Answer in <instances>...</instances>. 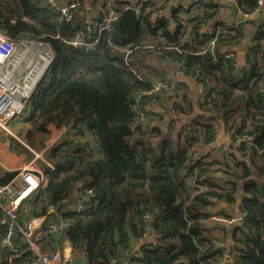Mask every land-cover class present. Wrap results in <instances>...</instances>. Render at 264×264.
<instances>
[{"label":"trees","instance_id":"obj_1","mask_svg":"<svg viewBox=\"0 0 264 264\" xmlns=\"http://www.w3.org/2000/svg\"><path fill=\"white\" fill-rule=\"evenodd\" d=\"M166 1L143 2L137 29L121 35L118 28L112 34L100 31L99 23L110 10L125 9L128 0H92L104 13L87 20L81 11L69 21L43 0H0V30L10 38L27 35L45 41L53 53L30 97L27 143L39 149L34 134L43 147L49 124L68 126L59 143L44 150L49 165L39 167L46 180L41 213L69 199L77 186L91 189L85 210L61 212L58 218L71 222L65 234L73 257L82 256L80 264H264V185L251 179L253 173H263L257 155L264 165V93L259 90L264 87V13L257 19L259 29L243 69L233 50L245 36L243 22L229 27L214 21L217 33L203 32L216 0H206V5L196 1L200 10L190 18L181 17L184 10L179 8L170 20L153 21ZM232 1L251 14L261 0ZM86 24L85 45L74 46L71 41ZM152 37L155 44L147 40ZM113 45L125 51H115ZM153 48L201 83L204 93L197 105L184 91H152L135 61ZM141 92L153 103L156 96L166 97L161 107L168 113L151 125L157 120L153 110L140 116L133 108ZM171 109L179 113L178 123ZM147 114H152L149 128ZM220 122L230 134V146L242 139L239 155L230 149L232 170L222 152L223 162H205L194 152L213 140ZM246 140L250 143L245 147ZM215 171L231 175L234 183L211 177ZM239 181L242 219L228 227L224 223V236L216 238L205 225V209L217 200L234 202ZM146 236L147 243L134 246ZM228 236L234 245L219 246ZM33 258L27 251L1 264H30Z\"/></svg>","mask_w":264,"mask_h":264},{"label":"built area","instance_id":"obj_2","mask_svg":"<svg viewBox=\"0 0 264 264\" xmlns=\"http://www.w3.org/2000/svg\"><path fill=\"white\" fill-rule=\"evenodd\" d=\"M43 1L54 8L59 16L66 21L71 20L74 15H77L86 8L78 0ZM146 1L142 0V2ZM197 2L199 5H206L207 3L206 0H197ZM165 7L167 6L164 5L163 8ZM157 11L164 14L162 9ZM120 15L121 11L110 10L99 23V30L106 31L109 34L114 33ZM162 18L170 20V16L165 14ZM91 23L96 24V21ZM88 31H90V24H86L77 33L71 43L74 46L85 45L84 32ZM209 32L217 33V28L211 27ZM213 42L214 39L210 41V44ZM113 50L118 52L125 51L122 47L116 45H113ZM126 53L128 52L126 51ZM229 56H233V54L230 53ZM52 61L53 53L47 42L33 39L27 35L10 38L0 30V133H6L10 139L24 146H27L25 142L18 134L12 132L9 126L12 121L22 117L26 112L27 107L30 105L32 93ZM152 85V91L154 92L159 90L175 92L177 90L176 82L166 77L158 78V81L153 82ZM259 90L261 93H264V87ZM145 94L146 92L139 93L135 98L133 106L135 113L140 116L144 115V111L152 108L153 102L144 97ZM64 132L65 130L63 129V134H65ZM228 143H223L217 151L222 152L225 158L230 159L229 147L231 138ZM211 144H213L212 141L203 147H209ZM27 147L31 149L29 146ZM44 181L45 177L41 170L33 166L32 163H27L18 169V173L11 180L5 184H0V208L3 210V214L0 216L2 243L6 245L5 249L9 260L30 251L34 255L30 264H70L71 258L65 256L61 250L45 251L42 249L43 244L48 238L57 233H65L71 227L69 220H47L46 218L45 220L42 215H37L25 222H19L18 213L22 201L35 195L39 197L43 193ZM91 196V189H83L77 186L76 191L70 197L73 199L70 210L74 212L85 210L86 203ZM41 200H44V193ZM47 211L55 212V206L49 205ZM149 217L150 214L145 212L144 219H148ZM241 219L242 216L232 217L231 219H226L227 221L224 219L225 221L223 222H240ZM16 233H19L23 239L21 246L14 243ZM142 240V237L138 238L134 246H141ZM139 242L140 245L138 244ZM226 252L227 250L223 249V253L226 254ZM135 255L139 256L140 252L138 251Z\"/></svg>","mask_w":264,"mask_h":264},{"label":"crops","instance_id":"obj_3","mask_svg":"<svg viewBox=\"0 0 264 264\" xmlns=\"http://www.w3.org/2000/svg\"><path fill=\"white\" fill-rule=\"evenodd\" d=\"M64 1H69V0H64ZM86 3V8L83 9L82 13H85V18L87 20H90L92 18H97L100 16V13L103 12V7L99 4H93L92 0H83ZM197 0H167L164 5L167 7L162 8V11H164L165 15L170 16L171 12L176 9L178 10L179 8H182L184 12H180L181 17L185 18H190L192 17L193 14H197L200 8L197 7L196 5ZM195 2V4H194ZM217 2V8L214 11L213 17L211 20H209L206 25L202 28L203 32H207L210 30L212 27V24L215 23L214 21H218L224 25H227L229 27H233L234 25L238 24L239 22L244 23V32L245 36L243 40L237 44L236 46L233 47L234 53H235V60L237 62V65L241 68H246V64L244 62L245 58V53L249 47L252 46L251 41H253V38L259 29V23L257 22V19L263 15L264 13V0H262L259 3L258 8L251 14H244L241 11H239L232 0H216ZM89 5V6H88ZM92 5V6H91ZM129 5V2H128ZM127 5V6H128ZM143 2L142 0L139 1L138 5L136 6V9L140 13L141 8H142ZM92 8H91V7ZM164 7V6H163ZM188 11V12H187ZM104 13V12H103ZM162 12L155 11L152 20H156L158 17L162 18L164 15ZM149 42H153V44L156 43L157 38L152 37L148 38ZM249 46V47H248ZM154 49V48H153ZM148 50L145 54H140L138 57V60L136 62V66L138 68V71L142 73L144 78L150 82L151 84L153 82H157L158 78L160 77H166L169 79H172L174 82L177 84V90L175 92H180L184 91L188 95V99L192 101L193 105H197V102L202 98L203 93H204V88L195 79L194 76L187 75L186 73L182 72L181 69L179 68L178 64L175 62H172L170 60L164 59L160 57L157 54V50ZM243 66V67H242ZM243 68V69H244ZM166 94H173L174 92L163 91ZM160 95V94H159ZM162 100L160 96L154 97V103L152 104V108L150 110L154 111V114H157V120H151L152 119V114H147L146 119H145V126L149 128V122L151 120V124L155 123L156 121H159L162 117H164L165 113H168L167 111L165 112V109L161 107V103H164V99L166 98L164 94H162ZM175 95V93L173 94ZM181 102V99H179ZM184 102V101H183ZM185 106V105H184ZM197 110V109H196ZM171 112H173L174 118H177V123H178V118H179V113H175L172 109ZM181 115V114H180ZM154 117V116H153ZM18 121H15L12 126L17 127ZM21 124V122H20ZM165 124V122H164ZM2 136V137H1ZM23 136V135H22ZM230 139V134L226 130V127L222 122L218 124V126L215 129V135L212 140V143L209 147H203V146H197L195 147V155H197L199 158L204 160L205 162H211L212 160H221L222 162L225 160L223 156L221 155L220 151H217L219 147L225 143L227 144ZM242 139L237 140L236 142H233L230 146L231 153L236 156L237 154L239 155V150L238 147L240 146L239 144L241 143ZM245 142V147L249 145V140L244 141ZM229 144V143H228ZM29 149L27 146H24L12 139L7 135L4 136L0 133V176L4 175L6 172L11 171V170H16L19 168H22L24 165L27 163H32L33 166L39 169L38 166L34 164V159L35 158H29L27 151ZM32 151V150H31ZM247 151V148H246ZM243 153V152H242ZM35 156L39 158H45L44 152H35ZM43 154V156H42ZM242 157V156H241ZM46 160V159H45ZM228 162V168L232 170V161L230 159H226ZM255 160L259 163V166L263 169V173L259 174L258 171L252 174L253 180H257V183L260 185H264V165L260 163V156L257 155L255 157ZM49 165V163L47 162ZM216 167V165L214 166ZM221 172V171H219ZM221 177L218 176V171L213 172L211 177L216 178L218 180H221L222 182L226 183H234V180L232 179V176L226 173L221 172ZM45 182L43 183V189L45 187ZM43 192V191H42ZM42 196L43 193L39 195V197L31 196L27 199H24L20 205L19 208V222H25L27 220L32 219L33 217L37 215H42L43 218L47 220H58L59 215L61 212H66L71 209L72 207V198L64 200L60 206H59V211H56L54 213L45 211L44 213H41V208H42ZM243 192H242V184L240 181L237 183L236 186V191H235V201L234 202H226V201H221L217 200L213 202V204L205 209V225L209 230V233L216 237V238H222L224 236V230H223V225L226 219H231L232 217H239L243 216V214L240 211V202L243 197ZM45 219V220H46ZM225 219V220H224ZM226 220V221H227ZM239 222V221H237ZM235 221V223H237ZM226 225V224H225ZM230 225L227 224L226 226L228 227ZM228 235V233H227ZM150 237L146 236L142 241L141 244H145L148 242ZM14 243L18 246H21L23 244V239L20 236L19 233H16V236L14 238ZM136 244V242H135ZM140 245V242L138 243ZM219 246H226V247H231L233 246V240L231 236H228L227 239L224 241V243H219ZM6 245L2 243V238L0 234V264L4 260V258L7 257V252L5 249ZM136 247V246H135ZM43 250L45 251H52V250H61L65 256L71 258L70 264H73L75 260H79L82 256H79L77 258L73 257L72 253V246L70 242L68 241L66 234L65 233H57L53 235L52 237L48 238L45 243L43 244ZM77 255H80L77 253ZM225 255V260L229 261L230 260V254H228V251L226 252ZM122 262L126 263V258H121ZM126 260V261H125ZM84 260L80 259V262ZM114 261H112L113 263ZM111 263V264H112Z\"/></svg>","mask_w":264,"mask_h":264},{"label":"rangeland","instance_id":"obj_4","mask_svg":"<svg viewBox=\"0 0 264 264\" xmlns=\"http://www.w3.org/2000/svg\"><path fill=\"white\" fill-rule=\"evenodd\" d=\"M174 93L176 94V92H174ZM29 111H30V105L27 107L26 112L24 113V115L22 117L14 120L10 123L9 129L12 132H15L16 134H18L21 137V139L32 149V151L27 149L28 150L27 153H28L29 158H35L34 164L36 166L40 167V163H45L46 165H48L45 158H42V157L39 158V157L35 156L36 155L35 152L36 153L40 152V151L44 152V150H46L48 147L56 144L59 140H61V137L64 135L63 129L66 132L68 130V126L65 125V126L57 127L53 124H49L48 125V134L43 141V145H42L43 147H41V143L39 142V136L40 135L37 133L34 134L33 139H35V141H36V146H37L36 148H39V149H35L27 143L26 137L24 136L25 131L27 130V123L25 124V119L28 116ZM15 121H18L17 127L12 126ZM173 121H176V118ZM20 122H21V124H20ZM179 129H182V128L179 127ZM1 134L7 137L6 133H1ZM42 156H43V154H42Z\"/></svg>","mask_w":264,"mask_h":264},{"label":"water","instance_id":"obj_5","mask_svg":"<svg viewBox=\"0 0 264 264\" xmlns=\"http://www.w3.org/2000/svg\"><path fill=\"white\" fill-rule=\"evenodd\" d=\"M140 0H128L129 5L121 11L120 18L117 23V28L121 35H126L134 32L139 26L140 16L136 9ZM18 173V169L6 172L0 176V184H5ZM221 172L218 176L221 177ZM59 204L55 205V210L58 211ZM73 264H79V260H75Z\"/></svg>","mask_w":264,"mask_h":264},{"label":"clouds","instance_id":"obj_6","mask_svg":"<svg viewBox=\"0 0 264 264\" xmlns=\"http://www.w3.org/2000/svg\"><path fill=\"white\" fill-rule=\"evenodd\" d=\"M59 211V210H58Z\"/></svg>","mask_w":264,"mask_h":264}]
</instances>
